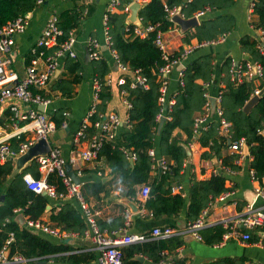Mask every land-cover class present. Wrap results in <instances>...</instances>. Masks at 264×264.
Listing matches in <instances>:
<instances>
[{
	"label": "trees",
	"instance_id": "16d2710c",
	"mask_svg": "<svg viewBox=\"0 0 264 264\" xmlns=\"http://www.w3.org/2000/svg\"><path fill=\"white\" fill-rule=\"evenodd\" d=\"M37 1L0 0V26L19 15L25 16L35 8ZM233 4L234 0H148L139 11V16L143 25L153 24L156 26L155 29L163 32L174 26V22L167 16L165 6L168 8L179 7L185 17H191L197 11L209 7L213 13H218L204 18L197 27L188 30L184 35V42L188 43L190 39L196 38L198 43H203L234 30L236 24L234 16L220 12ZM253 10L258 16L255 28L259 27L264 31V0H255ZM82 11L79 8L65 9L57 14V24L62 30L61 39L66 38L70 31L78 26ZM125 18V12L108 13L106 27L111 47L119 62L127 65L129 70L139 69L140 73L146 77L148 87L135 86L132 88L130 87L132 78L126 79L121 88L127 92V100L130 104L128 109L130 127L120 135V142L118 140L113 144L103 143L98 157L103 156L106 159L111 173L118 176L125 187L124 194L127 196H135L137 186L148 185L152 164L155 161L148 154V150L153 149L156 157H165L169 161V169L153 179L150 184L149 196L144 201V207L157 220L161 218L175 219L179 213H184L185 220L192 222L217 196L227 191L224 171L212 174L209 178L202 180L189 174L187 204L181 193L172 191L173 184H180L184 179L185 174L182 175L181 172L186 158L183 144L188 145L192 138V126L196 115L204 112L207 85L213 81L215 55L207 51L197 55L192 54L183 60L184 68L174 86L175 89L170 91L167 85L165 93V98L167 100L173 98L174 103L163 111V104L159 101L161 86L159 69L166 64L167 60L180 58L183 50L167 54V59H165L163 52L154 43L155 31L148 33L146 38L135 36L132 34V25L125 27ZM123 27L125 30L122 34ZM239 48L249 55L250 60L261 64L262 74L257 79L243 78L241 82H238L232 78V58L227 56L223 59L219 78L222 84L219 88L221 92L220 106L223 118L230 123L228 136L225 137L218 132V118L213 116L207 122L206 127L200 131L198 141L201 146L208 147V150L202 152L201 158L210 159L215 156L221 160L222 166L236 170L238 168L235 161L236 155L223 156L221 149L227 148L229 142L243 138L249 147V154L252 156L250 168L253 169L254 176L260 180L264 175V137L261 134L264 129V52L257 49L256 37L249 34L240 37ZM197 50L196 48L195 52ZM246 61L241 60L238 63L244 66ZM65 67L71 74V78L60 79L53 89L59 90L63 95L70 96L72 94L71 86L83 77V64L79 59L66 58ZM92 71L93 78L102 83L97 111L105 112L106 102L110 99V88L104 84V75L110 71V67L105 60L99 57L92 61ZM256 88L261 90L259 100L248 112H244L242 108ZM33 91L36 90L33 89ZM44 97L47 96L44 95ZM161 113H164L168 118L164 119L159 132H157L158 116ZM7 114L8 111H5V115ZM97 116V113L93 114L91 121H95ZM51 118L58 127L63 119L62 112H55ZM3 123L4 121L0 119V124ZM175 129L186 135L182 141L183 144L172 135ZM22 141L23 135L9 139L13 148ZM130 152L135 155L132 164L128 158ZM12 169L11 161L0 164V187L6 183L4 191L0 190V224L7 220L0 230V250L4 245L7 233L12 231L14 242L9 246V257L14 253H20L29 259L28 264H35L34 261L38 258L51 259L61 264H81L93 259L90 254L67 253L72 250V247L60 242L49 241L28 228L20 226L14 220L15 210L20 209L28 217V220H39L46 224L47 222H43L39 218L49 204L50 198L30 190L22 179L26 172H31L36 178L39 177L36 162H30L21 172L10 179ZM47 182L56 185L57 193L65 191L61 178L55 173L48 175ZM84 189L81 190V194L85 201L88 199V195L98 198L99 194L104 191L103 184L99 182L86 184ZM72 199L74 203H63L58 210L53 209L49 216V222L61 232L82 234L86 229V222L81 214L79 202ZM99 227L111 228L106 222H99ZM224 232L225 229L221 224H215L201 229L200 235L206 243L212 244L221 241ZM183 243L182 238L173 236L167 239H153L131 244L122 248L123 260L125 261L126 257L133 253H142L157 261L159 258V256L155 257L157 253L160 254L165 249L172 252ZM176 263L184 264V261L178 259ZM225 264L234 263L225 262Z\"/></svg>",
	"mask_w": 264,
	"mask_h": 264
},
{
	"label": "crops",
	"instance_id": "0c3cea01",
	"mask_svg": "<svg viewBox=\"0 0 264 264\" xmlns=\"http://www.w3.org/2000/svg\"><path fill=\"white\" fill-rule=\"evenodd\" d=\"M109 1L110 0H47L44 2L42 1L41 3H38L37 1V5L35 6V8L25 15L28 18L27 27L23 33L18 34L15 37V45L11 54H0L1 60L5 59L6 57L9 58L10 62L6 64L5 68L8 71L15 72L18 79H20L25 74V68L28 65L29 59L31 57L29 53L30 48L34 44L36 38L42 32L47 18L52 14L57 15L60 11L65 9L79 8L80 10H83L81 13L80 23L75 29L70 31V33H73V35L77 39L74 46L77 56L73 59H79L82 62L83 77L79 82L71 86L72 94L70 96L63 95L59 90L53 89L56 82L60 79L71 78V74H69L65 67V59L69 57H62L58 60L59 68L49 80L46 88L41 91L51 100L46 109L47 113L51 114L52 116L57 111L62 112L63 119L61 123L66 120V126H62L61 123L58 127H56L55 125V129L50 133L48 137L49 143L60 149L61 155L65 160H68L76 152L88 148L90 136L98 131H96L94 127L90 126L88 128L86 138L80 139L78 141L75 140V134L80 127L82 119L87 114L92 101L93 60L89 58L87 50V41L90 37H94L99 41L100 59L105 60L110 67V71L104 75V79L107 77L110 78V83L107 85L110 88V99L106 102L105 112L99 111V113L106 114L108 112H114L123 122V124L117 128L114 139L112 141H105L104 143L108 142L113 144L118 140L120 142V135L129 128L126 121L128 120V109L130 108V106L127 105V92L122 89L121 86L125 84L128 77H132L133 72L129 69L123 71L118 68L117 65H114L117 61L111 50L112 47L109 46L105 40L106 34L104 14L107 11ZM252 1L253 0H234V4L231 7L220 11L222 13H229L234 16L236 20L234 30L226 34L224 39L220 43L198 47V50L196 52L194 49L187 57L183 59L186 60L192 54L197 55L207 51L212 52L215 55L213 81L209 85H207V94L210 97H214L218 92L220 86H222L219 80L221 75L220 66L225 57L230 56L235 63L241 60H250L249 55L240 50L239 39L244 34L255 36L258 32V29H260L259 27L255 28V24L258 21V16L255 13H253L252 16H249L248 13ZM129 2L131 3L132 1L120 0L122 6L128 4ZM114 12L123 11L121 9H117ZM217 13H213V11L210 9V11L207 12L204 17L198 20L199 24L204 18L213 16ZM180 14L185 17L181 13V11ZM191 17H194V15ZM162 33L166 51L169 54L178 52L185 49L189 45H195L198 43L196 38L190 39L188 43L184 42L185 32L182 33L178 25H176L175 23L174 26H172L167 31H163ZM51 51L52 50H49V52ZM179 77L180 71L176 70V68L174 67L169 75L168 80V87L170 91H173L175 89L174 86L176 85ZM126 100L127 103L125 102ZM5 111H8L7 115H5ZM64 112L68 113L66 118L63 115ZM9 114L10 112L7 108H3V106H0V119L4 121L3 124H0V140L5 138L7 132L11 129V127H9L10 122L8 120ZM213 116L216 115L213 113L210 114L208 120H210ZM21 135H23L24 141V139L32 135V131H28ZM172 135L178 138L181 144H183L182 141L186 138V135L178 129H175ZM198 136L199 135L194 133L193 131L192 138L190 139L188 145L183 144V147L186 146L189 149L190 154L188 157L186 156L185 162L183 164V169L181 171L182 175L185 174L183 182L180 183L182 189L180 192H173L181 193V195L185 198L186 204L188 203L187 194L190 179L189 174L194 175V177L198 180H202L209 178L212 174H217L220 171L223 172L224 170L222 169V167H228L222 166L221 160L215 156L210 159L201 158L202 152L208 150V147H203L200 145ZM19 143L16 144V147L14 148L11 145L12 148L17 149ZM221 153L223 156L235 154V161L238 165V168L236 170L233 169V173L223 172L226 176L225 186L227 187V191L223 192L226 195L225 199L220 200L218 198L221 194H223L221 193L199 214L201 215L203 212H205L204 217L207 221L205 227L213 226L215 224L222 225L223 229H225V232L222 235L221 241L208 244L204 239H202V237L201 240H199L190 234L180 233L177 236L182 238L184 243L172 252L165 249L161 251L160 254L157 253V255L155 256L157 258L159 256L157 261H154L153 258L148 257L147 255H144L142 253H133L130 256L126 255V260H123L124 263L122 264H177L176 261L178 259L184 261V264H225V262L234 264H264V248L257 244V241L259 240L264 242V228L252 230V232L250 233V238L248 240H242L241 237L233 235H230L227 239H223L224 234L230 230L234 220H236V218L244 212L245 205L248 203L250 198H252V195L255 194L256 188H262L264 190V175L259 180L253 174H251L250 162L252 161V158L238 160L237 154L232 152L228 147L222 148ZM33 161L36 162L35 160ZM11 162L13 163L14 167L13 160H11ZM129 162L132 164L133 160L131 161L129 159ZM0 164L3 163L0 162ZM158 169V162H154L152 164L150 178L147 185L149 186V188L153 179L158 177ZM38 171L40 174L38 178L44 177L39 169ZM72 171L79 179L80 191H83L86 184H93L97 182L103 184L104 191L99 194L98 198H95L92 195H88V199H86V203L92 208L94 212H96V220L98 226L99 222H106L109 224V226H111V228L109 229L99 227L101 230H105L107 232L117 231L119 235L136 234L146 236L144 240L131 244L143 243L153 239H161L149 236L152 228L157 226L162 227L172 225V227L177 228L180 232L185 230L186 224L188 222L185 220L184 213H179V215L175 217V219L161 218L157 220L153 218L151 213L144 207L145 200H143L139 193V190L143 185H139L136 187L137 193L135 196L125 195V187L120 182L118 176L111 173L109 164L103 156L98 157L97 155L95 159L88 162L80 161L77 166L72 167ZM78 171H80V174H78ZM24 174H30L32 177H34L31 172H26ZM53 185L56 187L55 184ZM173 185H175V183ZM5 187L6 183H3L0 187V190L3 192ZM47 197L50 198L49 204H47L45 211L39 219L43 222H47L46 224H48L50 227L58 229L55 226L51 225L49 222V216L52 210H58L59 206L63 203H74V200L69 196L65 198H52L49 196ZM256 205L258 207H263L264 209V200L260 197H257ZM136 208H138V210H136ZM142 208L145 209L146 214H142V212L140 211V209ZM19 214L23 215L26 223L28 217L25 216L20 209L15 210L14 220L20 226L26 227L24 224H20L16 220ZM184 224L185 227L183 228L182 226ZM235 227L239 230V232L243 231V229L239 228L237 225ZM31 231L39 234L41 237L49 241L55 243L60 242L72 247V250L67 253L90 254L93 256V259H91L89 262L81 264L95 263L97 252L94 243L91 240V232H86V230H84L82 234H79L77 232H68L69 235L67 237L60 238L58 236L47 234L42 231ZM131 244H128L124 247H127ZM7 251L9 255V250ZM15 254L23 256L20 253ZM36 260H40V258ZM43 260H46L47 264H61L59 262H54L51 259ZM28 262L26 264H28Z\"/></svg>",
	"mask_w": 264,
	"mask_h": 264
},
{
	"label": "built area",
	"instance_id": "2783aa9c",
	"mask_svg": "<svg viewBox=\"0 0 264 264\" xmlns=\"http://www.w3.org/2000/svg\"><path fill=\"white\" fill-rule=\"evenodd\" d=\"M137 2H145L147 0H131ZM42 0H38L41 3ZM254 2L253 0L249 7V16L254 13ZM130 2L125 5H121L120 0H110L107 6V11L104 14L105 23V40L109 46H111L110 37L107 33L106 21L109 12H114L117 9H121L126 14L128 13ZM167 16L170 19L176 11H179V7L168 8L165 6ZM210 11L209 7L197 11L194 14L198 20L204 17L207 12ZM58 17L56 14L50 15L45 23V26L39 36L36 38L34 44L30 48V59L29 63L25 68V74L18 79L17 75L13 71H8L5 66L9 63V58L0 59V106L7 108L10 112L8 120L10 122L9 127L11 129L7 132L5 138L0 140V162L4 163L6 161L13 160L19 154L25 152L30 146H32L36 141L40 139H45L48 143V137L50 133L55 129L54 121L51 119V114H48L46 109L51 102L50 98L44 97L41 93L44 90L52 78L54 73L59 68V58H76L77 53L74 49L77 39L73 33L61 39L62 30L59 28ZM141 22V20H140ZM28 24V18L23 15H19L14 19L8 21L7 23L0 26V54L10 55L13 51L15 45V37L25 31ZM132 34L139 36L141 38L148 37V33L154 32V43L163 52V57L167 59L165 42L163 40V33L160 30L155 29L156 26L153 24L143 25H132ZM225 35H220L218 38L197 43L195 45H189L181 52L180 58H175L172 60H167L166 64L160 69V95L159 101L163 104V111L174 103V99L171 98L167 100L165 98V93L167 90L169 75L179 64H183V59L187 57L194 49L204 46V45H215L220 43L224 39ZM256 37V47L260 52H264V31L258 29ZM99 41L90 37L87 41L88 55L91 60L98 59L100 57L99 53ZM49 50H52L49 52ZM115 59L117 61V66L123 71L128 70V66L122 64L117 59L115 51L111 49ZM180 76H181V70ZM132 79L130 81V87L140 86L143 88L148 87L147 79L143 76L139 69L132 71ZM232 78L238 82H241L243 78L247 79H257L262 74V66L260 63L247 60L244 64L235 63L232 61L231 65ZM110 78L104 79V84H109ZM102 83L93 78L92 79V101L91 105L87 111V114L82 119L80 127L75 134V140L84 139L87 137L88 128L90 126L96 129V133L90 136L89 146L84 150H80L73 154L68 160H65L60 152V149L49 143L50 149L47 154L39 155L35 158L38 165V169L42 172L44 177L34 178L30 174H24L22 179L26 186L37 194L45 191V194L52 198H65L67 196L76 199L82 210L84 220L86 222V232H91V240L94 243L97 256L94 264H122L123 263V247L138 241H142L146 238L143 235L136 234H123L119 235L117 231L107 232L101 230L97 224L96 212L86 203L81 194L79 183H74L68 176L65 165L68 163L72 167L77 166L80 161L88 162L95 159L98 152L105 141H112L115 137L117 128L123 124L119 116L114 112H108L102 114L97 112V104L99 103V92L101 90ZM35 89L36 91H33ZM124 93V92H123ZM208 93V92H207ZM205 93L206 102L204 104L202 114L195 117L193 123V131L198 134L202 129L206 127L210 116V102L209 95ZM220 90L214 96L215 98V108L213 114L218 118V132L223 136H228V131L230 123L225 120L222 116L221 94ZM261 90L256 88L253 90L251 97L254 95L260 96ZM250 97V98H251ZM127 103V100L125 101ZM127 105L130 106L129 102ZM39 107H43L41 110ZM97 113V119L91 121L93 114ZM66 118L68 113H63ZM161 117L168 118L164 113L159 114L158 119ZM128 127L130 123L126 121ZM62 126H66V120L61 123ZM28 131H32V135L24 141L20 142L17 149H13L9 143V139L15 136H19ZM246 142L243 138L232 141L229 143L228 148L237 154L238 160H244L252 158L249 152H244L243 146ZM148 154L151 156L154 162H158L160 167V173L166 172L169 169L168 160L161 156L156 157L155 151L153 149L148 150ZM129 159L132 161L135 159L133 153H128ZM225 173H233L234 170L229 167H222ZM251 174L254 175L253 169L250 170ZM55 173L61 178L62 183L65 187V191L57 193V189L53 184L47 182V176L49 174ZM80 174V171H78ZM180 184H175L172 186V191H181ZM140 195L145 200L149 196L150 188L147 185L141 186ZM226 197L225 193L221 194L218 198L224 200ZM260 197L264 200V190L262 188H256L255 198L253 201L248 202L245 205L244 212L241 213L236 220L232 223L230 230L224 234L223 239H227L230 235L239 236L242 240H248L250 238V233L252 230L264 228V209L263 207H258L256 205V198ZM142 214H146L144 208L140 209ZM203 212L192 222L186 224L184 231L180 232L177 228L172 226H162L154 227L150 232V237L153 238H170L177 236L180 233L190 234L195 238L201 240L200 230L205 227L207 221L204 217ZM5 222L0 224V230L5 225ZM243 229L242 232L235 227ZM25 226L31 230L42 231L47 234L58 236L60 238H65L69 234L66 232H61L58 229L52 228L47 224L40 222L39 220H27ZM14 241V233L9 231L7 233L6 240L3 247L0 250V264H26L29 259L25 258L19 254H13L11 257L5 255V251L9 250L10 244ZM257 244L264 248V242L259 240Z\"/></svg>",
	"mask_w": 264,
	"mask_h": 264
},
{
	"label": "water",
	"instance_id": "95a60500",
	"mask_svg": "<svg viewBox=\"0 0 264 264\" xmlns=\"http://www.w3.org/2000/svg\"><path fill=\"white\" fill-rule=\"evenodd\" d=\"M146 5V2H137L133 1L129 5L128 13L125 18V27L128 25H141L140 22V16H139V11ZM172 22H174L178 27L180 28L181 32L184 33L187 30L194 28L199 25V21L196 17H190V18H185L180 14V11H176L174 15L170 17ZM125 27L122 28L121 32L122 34L124 33ZM115 66L117 65V62L114 64ZM184 68L183 64H179L176 67V70H181ZM259 96L254 95L252 96L243 106V111L248 112L251 107L258 102ZM209 102H210V113L212 114L214 112L215 108V98L214 97H209ZM41 110H43V107H39ZM164 117H161L159 119L158 127H157V132H159L162 123L164 121ZM262 135L264 136V129L262 131ZM185 151H186V156L188 157L190 154L189 149L184 146ZM50 149L49 143L45 139H40L36 141L32 146H30L25 152L19 154L13 159L14 162V167L12 169V172L10 174V179L13 178L17 173L21 172L30 162L35 160V158L39 155H45L48 153ZM244 152H248V147L246 145L243 146ZM65 169L67 170L69 176L72 178V181L76 184L79 183V179L75 176L74 172L72 171V167L70 164L65 165ZM158 172L160 174V167L158 169ZM40 194L45 195V191H42ZM255 198V194L252 195V198L248 202L253 201ZM138 210V208H136ZM16 220L20 224H26L25 220L23 218L22 214H19L16 218ZM183 228L185 227V224L182 226ZM5 255H8V251H5ZM35 264H47L46 260H35Z\"/></svg>",
	"mask_w": 264,
	"mask_h": 264
}]
</instances>
